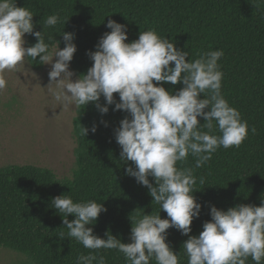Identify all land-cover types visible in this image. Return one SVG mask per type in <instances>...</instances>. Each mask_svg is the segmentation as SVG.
Segmentation results:
<instances>
[{
  "label": "clouds",
  "instance_id": "1",
  "mask_svg": "<svg viewBox=\"0 0 264 264\" xmlns=\"http://www.w3.org/2000/svg\"><path fill=\"white\" fill-rule=\"evenodd\" d=\"M33 17L17 0H0V91L7 86L5 71L24 66L26 57L32 61L39 57V64H51L48 88L58 105L80 107L92 102L102 114L110 105L114 111H126L129 115L114 133L120 160L135 165L128 166L126 174L146 186L152 203L167 213V218H161L159 211L131 220V242L124 243L110 231L105 237L94 234L90 225L107 211L102 203L74 202L71 196L58 195L51 206L62 214L67 229L58 236L93 250L79 255L76 264H106L104 255L96 254L100 249L117 250L128 264H150L153 259L156 264H181L167 242V230L174 227L187 236L202 205L194 196L193 168L178 167L177 162L191 155L195 168H201L220 147H239L249 135L248 122L221 92L224 74L218 61L223 50L186 59L188 51L155 29L141 31L138 39L127 42V26L108 19L106 27L111 31L99 38L95 51L88 52L91 67L73 80L69 64L77 51L75 34L63 32L65 47L61 49L56 40L50 48L42 31H34ZM59 22V14H53L42 25L52 27ZM25 34L35 36L37 42L25 47ZM164 83H182L183 87L172 91ZM101 96L106 101L103 105ZM96 130V126L91 129ZM87 131L84 128L85 135ZM251 133H256L255 126ZM70 214L74 219H68ZM210 215L199 235L183 242L188 264H246L249 257L255 264H264V201L259 206L241 203L226 210L213 205Z\"/></svg>",
  "mask_w": 264,
  "mask_h": 264
},
{
  "label": "trees",
  "instance_id": "2",
  "mask_svg": "<svg viewBox=\"0 0 264 264\" xmlns=\"http://www.w3.org/2000/svg\"><path fill=\"white\" fill-rule=\"evenodd\" d=\"M17 5L34 13V31H42L50 48L57 41L61 49L65 47L63 32L75 34L77 51L70 63L78 76L93 63L88 52L95 51L99 38L111 31L106 27L108 19L127 26V42L138 39L141 31L155 29L188 51L186 59L223 50L218 61L224 74L221 92L248 122L249 135L239 147H220L201 168H195L191 155L177 162L178 167L193 168L194 196L202 205L187 236L174 227L167 230V242L181 264H188L183 242L191 235L198 236L204 222L211 220V206L226 210L241 203L259 206L264 201V0H17ZM53 14H59L61 22L43 28L44 20ZM36 42L37 38L28 34L26 47ZM38 60L28 58L34 69L42 70L45 64ZM164 87L175 91L183 84L164 83ZM114 96L118 102V94ZM105 103L101 96L100 104ZM113 108L110 105L102 114L92 102L77 107L74 134L78 167L72 179L60 178L52 169L34 164L0 167V247L26 254L33 264H76L79 255L93 251L75 239L58 236L67 232L62 214L51 206L52 198L58 195L71 196L74 202L102 203L107 211L90 225L94 234L105 237L110 231L124 243L131 242V220L159 213L160 206L152 203L148 188L126 174L127 167L135 165L120 160L121 148L114 133L129 114ZM93 126L95 132L91 131ZM83 127L88 130L86 135ZM149 180L155 184L153 177ZM160 215L167 218L163 210ZM68 219L74 216L70 214ZM96 254L104 255L106 264H128L117 250L100 249ZM246 264L255 262L249 257Z\"/></svg>",
  "mask_w": 264,
  "mask_h": 264
},
{
  "label": "rangeland",
  "instance_id": "3",
  "mask_svg": "<svg viewBox=\"0 0 264 264\" xmlns=\"http://www.w3.org/2000/svg\"><path fill=\"white\" fill-rule=\"evenodd\" d=\"M28 34H25V47ZM55 59V58H54ZM74 72L75 80L78 75ZM51 64L34 69L25 65L5 71L7 86L0 91V167L34 164L52 169L58 177L72 179L77 169L74 118L77 107L62 106L49 92ZM0 264H33L19 251L0 247Z\"/></svg>",
  "mask_w": 264,
  "mask_h": 264
}]
</instances>
